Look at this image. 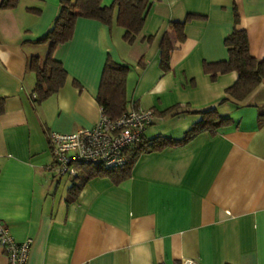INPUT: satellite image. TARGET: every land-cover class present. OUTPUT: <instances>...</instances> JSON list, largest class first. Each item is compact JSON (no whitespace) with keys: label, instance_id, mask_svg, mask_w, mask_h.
I'll return each instance as SVG.
<instances>
[{"label":"crops","instance_id":"crops-1","mask_svg":"<svg viewBox=\"0 0 264 264\" xmlns=\"http://www.w3.org/2000/svg\"><path fill=\"white\" fill-rule=\"evenodd\" d=\"M149 1L133 44L116 17L112 25L78 19L73 38L54 52L65 85L38 103L30 61L45 60L48 45L40 41L61 0H21L14 9L0 0V222L17 242L34 241L28 264H264V80L237 102L226 95L236 72L213 79L204 70L229 60L225 41L235 28L247 32L251 55L264 59V0ZM190 15L180 40L173 24ZM164 41L172 47L168 69ZM108 59L131 66L127 112L155 113L146 141L183 140L213 109L231 122L141 155L119 184L60 174L49 135L100 122ZM0 264H10L1 249Z\"/></svg>","mask_w":264,"mask_h":264},{"label":"trees","instance_id":"trees-1","mask_svg":"<svg viewBox=\"0 0 264 264\" xmlns=\"http://www.w3.org/2000/svg\"><path fill=\"white\" fill-rule=\"evenodd\" d=\"M20 1L3 0L2 8L14 9ZM102 3L103 0H61L60 11L53 26L40 41L48 45L45 60L41 62L39 58H33L30 61V69L36 74L35 102L46 101L65 85L67 72L62 63L54 59V52L60 45L68 43L73 38L78 19H92L112 25L116 17L117 24L125 30V41L133 44L142 31L151 8L149 0H114L111 7H104ZM193 18L196 17L190 15L184 23L173 24L179 33L180 40L185 39L184 27ZM225 44L229 60L206 64L204 70L213 79L219 74L236 72L238 79L227 89L226 95L237 102H244L264 80V59H256L251 55L248 35L244 30L235 28L227 37ZM163 48V67L168 69L172 47L167 48L164 41ZM139 65L143 66L144 63L141 62ZM130 69L131 66L118 64L112 59H108L105 64L98 102L102 113L110 120L116 121L127 112L126 87ZM4 102V99H0V114L3 112ZM262 117L263 115H260V119ZM230 122V118L221 117L217 110H210L202 113L201 120L192 126L183 140L176 141L165 137H158L152 141L142 139L126 150L127 162L124 166L117 169H104L93 165H80L78 166L79 174L75 178L80 176L86 179L106 177L115 184H119L131 176L133 167L141 155L159 152L175 145L187 144L204 133L216 132ZM78 188V186H73L72 191Z\"/></svg>","mask_w":264,"mask_h":264},{"label":"built area","instance_id":"built-area-1","mask_svg":"<svg viewBox=\"0 0 264 264\" xmlns=\"http://www.w3.org/2000/svg\"><path fill=\"white\" fill-rule=\"evenodd\" d=\"M154 120L155 113L151 110L126 112L116 121L102 113L100 122L91 129L68 134L50 133L53 169H57L62 175L76 177L80 165H93L104 169L120 168L127 162L126 150L143 139ZM33 244L32 239L17 242L0 222V249L10 264H28ZM182 264L196 263L186 260Z\"/></svg>","mask_w":264,"mask_h":264}]
</instances>
